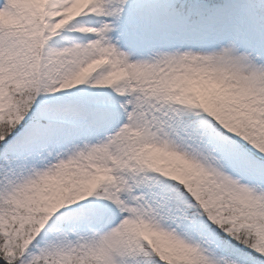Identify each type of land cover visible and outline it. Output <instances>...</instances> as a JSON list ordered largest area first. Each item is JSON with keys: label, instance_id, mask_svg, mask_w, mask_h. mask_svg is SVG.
<instances>
[{"label": "snow or ice", "instance_id": "obj_1", "mask_svg": "<svg viewBox=\"0 0 264 264\" xmlns=\"http://www.w3.org/2000/svg\"><path fill=\"white\" fill-rule=\"evenodd\" d=\"M0 264H264V0H0Z\"/></svg>", "mask_w": 264, "mask_h": 264}]
</instances>
